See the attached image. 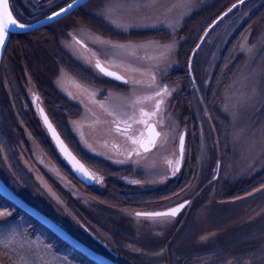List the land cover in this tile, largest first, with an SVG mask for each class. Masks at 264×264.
Returning <instances> with one entry per match:
<instances>
[{
  "label": "rangeland",
  "instance_id": "rangeland-1",
  "mask_svg": "<svg viewBox=\"0 0 264 264\" xmlns=\"http://www.w3.org/2000/svg\"><path fill=\"white\" fill-rule=\"evenodd\" d=\"M20 2L26 7L21 11L22 18L35 24L70 0H57L50 4L46 0ZM107 2L108 0H94L88 5V13L94 19L89 21L91 28L78 22H73L68 29L60 27L59 31V27L57 28L62 50L89 73L71 75L69 71L63 70L66 74L63 87L57 83L61 79V73L56 79V89L66 99L67 108L60 111V124L77 152L89 163L91 170L103 177L100 173L101 165H107L109 170H114L120 181L131 187H142L143 192L145 189L158 194L160 185L177 175L172 176L168 171V179L160 182V177L167 171L165 158H171L178 139L174 142L169 138L167 145L147 154L149 165L155 162V168L131 162L114 163V160L123 157L115 154L112 144L120 145L121 149L125 145L119 142L124 140L122 137L114 131H108L113 128L112 117L87 99L85 104L91 111H86L85 104L80 103L79 97L71 99L65 90L75 92L71 81H77L97 89V101L119 104L117 100L109 101L107 93L128 96L132 87L106 80L85 62V58L91 60L92 52L100 55L101 59L105 58L104 50L93 38L99 36L122 43L153 40L167 42L170 38L171 29L163 24L154 28H132L127 32L115 29L101 14ZM224 2L225 5L229 3V6L235 3L234 0H194L195 6L183 16L176 29L175 34L179 39L175 53L176 63L166 72L157 73L158 83L178 88L167 99L163 127L167 128V116L171 114L178 125V131L187 133L181 170L188 161L191 163L193 160L194 176L190 175L186 190L178 192L174 197L147 203L146 209L132 211L100 202L87 193L88 188L80 182L81 186L76 185L69 175L47 160L41 147L29 136L25 138L16 118L10 116L1 98L0 178L30 201L37 211L59 226L70 228L77 238L119 264H228L233 258V264H242L249 257L253 264H264V141L261 138L264 130V11L258 14L264 7V0H253L220 22L209 32V37L201 44L194 57L192 52L187 54L188 50L187 55L184 53L188 45V31L185 32L187 22L196 15H204L210 21L215 20L214 15ZM160 3L165 8H171L177 0H160ZM180 11L172 9L168 14L175 19ZM89 33L91 35H87ZM73 35L81 39L91 51L75 45ZM244 37H247L250 46H255L251 58L239 50ZM189 58L192 59L193 75L200 88L199 92L193 89L188 75ZM253 70L259 76L261 95L252 104L241 103L234 117L231 111L224 110L226 86ZM206 80L210 81L207 86ZM138 91L147 93L151 89L139 88ZM26 92L30 94L29 88ZM202 96L206 99L205 104L199 102ZM29 103L40 122L37 106L31 95ZM206 106L207 115L204 112ZM146 107L150 109L151 104ZM92 112L96 115L93 116ZM97 118L101 123L95 129L86 126L84 132L96 152L101 153L99 155L88 151L70 123L84 120L88 124ZM39 124L42 127L41 122ZM158 129L160 130L159 126ZM237 136L238 141L234 140ZM105 141L108 142L107 148L102 146ZM253 142L254 150L251 148ZM218 162L220 175L217 179ZM103 180L105 182L104 177ZM131 180L141 183L131 184ZM224 187L234 189L233 195L237 196L223 200L232 193ZM156 197L159 198L158 195ZM185 201H190V206L179 218L172 219L167 224H157L144 218L137 220L129 215L136 211H166ZM12 215L0 221V227L15 226L23 232L19 225L9 222ZM29 240L34 246L39 245L38 252L43 251L44 243L41 240ZM161 250L163 254L156 255Z\"/></svg>",
  "mask_w": 264,
  "mask_h": 264
},
{
  "label": "snow or ice",
  "instance_id": "snow-or-ice-1",
  "mask_svg": "<svg viewBox=\"0 0 264 264\" xmlns=\"http://www.w3.org/2000/svg\"><path fill=\"white\" fill-rule=\"evenodd\" d=\"M51 3V0H49ZM85 0H70L66 5L60 6L58 10H54L51 15L45 18L46 21L55 20L63 15L69 14L71 11L76 10L83 6ZM244 4V0H237L233 3L227 11L223 12L217 17L209 29L204 32L200 37V43L195 45L192 51L194 57L200 49L201 44L209 37V31L219 25L225 17L237 8L238 5ZM195 6L194 0H177L171 8H165L160 3V0H108L101 10L103 17L117 30L127 32L132 28H147L156 27L158 24H163L171 29L170 38L167 42L161 41H146L135 43L132 41L119 42L110 39H103L99 36L94 37V42L97 43L101 49L104 50V59L96 52H92L91 60L85 58L95 71L103 77H109L115 81H120L125 85H131L132 91L128 96H114L112 92L107 93L109 101L117 100L119 104H112L106 102H99L96 100L99 91L81 84L77 81H71L76 91H67L71 99L79 97L80 103L85 104V99L92 105H95L108 116L112 117L111 124L113 128L108 131H114L118 136L122 137L125 141V146L121 149L120 145L113 143L112 148L115 150L117 156L123 157L122 159L114 160V163L124 164L131 162L134 165H141L155 168V162L149 165L148 153L153 149L167 145L169 138L175 142L178 139V145L172 150L171 158L166 157L167 171L160 177V182L163 183L168 179V171L172 176L180 172L181 165L184 160L185 153V136L186 132L178 131V125L172 119L171 114H168L169 121L165 129L163 115L166 111L167 99L172 94L178 91L177 87H170L167 84H160L157 80L158 72H166L173 64L176 63L175 53L178 48L179 39L176 36V29L179 26L180 20L187 12ZM172 9H180V14L177 18L173 19L169 16ZM38 23L44 24L45 21ZM35 25L30 23L21 22L13 11L10 9L9 0H0V53H2L7 44L10 42L11 36L16 31L26 32L34 28ZM83 32V30H81ZM71 35V34H70ZM87 35H91L90 33ZM73 43L78 45L85 51H91L87 45L75 35L72 37ZM255 46L248 44L247 37L239 44L240 52L248 57H252ZM188 75L191 77V84L196 92L200 91L197 87L196 77L193 75L192 59L189 58L187 62ZM66 74L61 70V79L58 80V85L63 87L65 83ZM210 81H205V86ZM222 83V81H221ZM139 88L151 89L150 92L141 93ZM215 95V93H214ZM261 95L260 80L255 70L250 71L246 76L237 78L230 85L226 86L224 96V110L231 111L235 117L237 110L241 103L252 104ZM39 98L34 96V102ZM201 104L206 103L205 97H201ZM151 104V108L146 105ZM86 111H91L85 104ZM42 117L43 123L51 135L52 140L55 142L57 149L63 158L71 165V168L85 180L103 184V177L98 175L95 171L91 170L81 159L69 150L64 140L61 139L60 134L57 132L53 123L49 120L44 109H38ZM207 115L208 107L204 108ZM93 116L96 115L92 112ZM211 119V117H209ZM73 129L78 132L80 142L88 149V151L97 153L96 149L89 143L84 128L87 126L90 129H95L101 123L99 118L93 120L91 123L86 124L84 120L71 121ZM142 126V127H141ZM158 126L160 130H158ZM203 138V133H201ZM262 141H264V130L261 132ZM239 137L234 140L238 141ZM104 148L108 147V142L105 141L102 145ZM255 149V142L251 145ZM251 166V165H250ZM216 171L219 172V162L217 163ZM215 179V177H213ZM155 182V181H154ZM131 184H140L141 181L131 180ZM264 187V185H262ZM183 190V189H182ZM6 198H10L18 206L23 208V202L19 200L12 193L4 189ZM251 194V193H249ZM166 198V197H165ZM189 201L180 203L175 207H170L166 211H136L129 213L137 220L144 218L151 220L157 224H167L172 221L185 207ZM11 210L0 209V221L10 216ZM43 219V218H42ZM47 223V221H44ZM55 227V226H53ZM56 231L60 233L66 240H71L74 248L84 252L89 258L105 264L102 256L83 248L82 245L76 240H72L62 229L56 227ZM39 245L30 242L27 233L19 231L15 226L7 228L0 227V264H71L70 259L55 253L54 249L44 244L43 251L38 252ZM134 251L136 249H133ZM163 250L157 252L156 255H162ZM233 259L228 261V264H233ZM242 264H253L252 259L246 258Z\"/></svg>",
  "mask_w": 264,
  "mask_h": 264
},
{
  "label": "trees",
  "instance_id": "trees-1",
  "mask_svg": "<svg viewBox=\"0 0 264 264\" xmlns=\"http://www.w3.org/2000/svg\"><path fill=\"white\" fill-rule=\"evenodd\" d=\"M11 1L17 18L22 22H27L22 18L21 14V11L26 9V7L21 4L20 0ZM234 1L235 3L237 2V0ZM224 5L225 2L218 7L219 11L214 15L215 19L232 6ZM89 21H94V19L88 13V6H86L69 18L51 27L27 35H13L7 44L0 71V98L6 104L10 116L13 119L16 118L25 138L29 136L35 144L41 147L47 160L49 159L53 165L69 175L78 186L81 185H79V182L61 160L44 128L39 124L38 117L29 105V95H35L42 99L50 118L63 138L76 155L89 166V163L77 152L73 143L70 142L62 129L60 124V118L62 117L60 111L67 109L65 104L66 99L60 96L55 85L61 70L69 71L71 75H75L76 73L81 74V72L83 74H89L79 63L75 62L62 50L59 44V32H57L58 30L60 31V27L68 29L73 22L90 27L92 25L89 24ZM213 21H210L204 15H196L187 22L186 27L189 29L185 30V32L188 31V45L184 50L185 54L186 50H188V55L193 51L195 45L200 42V37L209 29V25ZM58 27L59 29L57 30ZM27 87L29 88L30 94L26 92ZM119 142L125 145L124 140ZM189 162L186 163V169L184 168L179 175L160 185L157 191L158 194H154L152 190L145 189H143V192L141 191L142 187H131L126 182L120 181L117 178L118 175L113 172L114 170H109L107 165V167L101 165L100 173L103 175L105 182L100 187L87 189V193L94 196L100 202H107V204L119 206L121 209H127L129 211L146 209L147 203L159 201L165 197H174L178 192H183L188 188V184L190 183L189 177L191 174L194 176V162L193 160H191V163ZM224 189L232 193L223 200L227 201L237 196L233 195L234 189H226L225 187ZM21 197L33 206L25 197ZM0 209L11 210L13 215L9 222L19 225L23 232L27 233L29 238L41 240L44 244L50 245L55 253L69 258L72 264H96L60 240L39 222L18 211L13 204L5 200L1 195ZM62 227L77 238L70 228L65 225H62ZM77 239L80 240L79 238Z\"/></svg>",
  "mask_w": 264,
  "mask_h": 264
},
{
  "label": "water",
  "instance_id": "water-1",
  "mask_svg": "<svg viewBox=\"0 0 264 264\" xmlns=\"http://www.w3.org/2000/svg\"><path fill=\"white\" fill-rule=\"evenodd\" d=\"M91 0H85V2H84V4H83V6L82 7H84L88 2H90ZM251 0H244V4H242V5H238V7L237 8H235V9H233V11L232 12H234L236 9H238V8H240V7H242L243 5H245L246 3H248V2H250ZM9 5H10V3H9ZM82 7H80V8H78V9H76V10H73V11H71L69 14H67V15H63V16H61V17H59V18H57V19H55V20H52V21H46L45 19L44 20H42V21H45V23L44 24H40V23H35V24H33V25H35V27L34 28H32V29H29L28 31H26V32H21V31H16L15 32V34H13V35H26V34H30V33H33V32H36V31H39V30H42V29H44V28H47V27H49V26H51V25H54V24H56L57 22H59V21H61V20H63V19H65V18H67V17H69L70 15H72L73 13H75V12H77L79 9H81ZM231 12V13H232ZM231 13H229V15L231 14ZM226 18V17H225ZM224 18V19H225ZM210 32V31H209ZM3 53H4V51L2 52V53H0V65H1V60H2V56H3ZM105 78H107L108 80H111V81H113V82H116V83H119V84H123L122 82H120V81H115V80H113V79H111V78H109V77H105ZM123 85H125V84H123ZM35 103H38V100H36L35 101ZM43 108L44 109V107L41 105V104H39L38 105V109L39 108ZM44 112H45V114H47V116H48V118H49V120L51 121V119H50V117H49V115H48V113L46 112V110L44 109ZM39 115H40V113H39ZM40 118H41V120H42V117H41V115H40ZM52 122V121H51ZM42 123H43V120H42ZM53 123V122H52ZM43 125H44V123H43ZM53 126L55 127V125L53 124ZM44 127H45V125H44ZM56 128V127H55ZM45 129H46V127H45ZM47 130V129H46ZM56 130H57V128H56ZM48 132V131H47ZM57 132L59 133V131L57 130ZM49 134V133H48ZM60 134V133H59ZM49 137H50V139L52 140V138H51V135L49 134ZM60 137H61V139H63L62 138V136H61V134H60ZM64 140V139H63ZM186 141H187V133H186V136H185V146H186ZM52 142L54 143V145H55V147H56V144H55V142L52 140ZM64 142H65V140H64ZM65 144L67 145V143L65 142ZM68 146V145H67ZM68 148H69V150H71L70 149V147L68 146ZM56 149H57V147H56ZM155 149H153L152 151H154ZM57 151L59 152V150L57 149ZM72 151V150H71ZM73 152V151H72ZM59 154L61 155V153L59 152ZM73 154L75 155V153L73 152ZM61 157L63 158V156L61 155ZM78 158V157H77ZM79 159V158H78ZM63 160L65 161V163L67 164V166L69 167V169L71 170V172H72V174L78 179V181H80L83 185H85L87 188H92V187H95V186H99V184H97V183H94V182H91V181H88V180H85L84 178H82L80 175H78L72 168H71V165H69L68 164V162L63 158ZM87 166V165H86ZM219 175H220V169H219V172H218V177H217V179L219 178ZM4 189H7L8 190V192H10V193H12L14 196H16L19 200H21L22 202H23V208H21L20 206H18L14 201H12L10 198H6V196H5V194H4ZM0 194L7 200V201H9L10 203H12V204H14V206L17 208V209H19L22 213H25V214H27L28 216H30L32 219H34V220H36V221H38L40 224H42L43 226H45L47 229H49L52 233H54L60 240H62L63 242H65L66 244H68L69 246H71V247H73V245H72V243H71V240H66L63 236H61L60 235V233L59 232H57L56 231V227H58V228H60V229H62L65 233H67V235L69 236V237H71V239L72 240H76L77 242H79L81 245H82V247L83 248H86V249H88L89 251H91V252H93V253H95L96 255H99V256H102V255H100V254H98V253H96L95 251H93L92 249H90V248H88L86 245H84L83 243H81L80 241H78L77 239H75L73 236H71L68 232H66L62 227H60L59 225H57L56 223H54L52 220H50L49 218H47V217H45L44 215H42L41 213H39L38 211H36L34 208H32L30 205H28L25 201H23L19 196H17L15 193H13L7 186H6V184L5 183H3L1 180H0ZM189 205H190V201H189V203H187L186 205H185V207L181 210V212L174 218V219H177L188 207H189ZM43 218V219H42ZM44 221H47V223H45ZM53 226H55V227H53ZM74 248V247H73ZM74 249H76V248H74ZM78 252H80L81 254H83L85 257H87L89 260H92V261H94L93 259H91V258H89L84 252H82L81 250H79V249H76ZM103 257V256H102ZM104 258V261H105V264H117V263H114V262H112V261H110V260H108V259H106L105 257H103ZM96 264H99V262H97V261H94Z\"/></svg>",
  "mask_w": 264,
  "mask_h": 264
},
{
  "label": "flooded vegetation",
  "instance_id": "flooded-vegetation-1",
  "mask_svg": "<svg viewBox=\"0 0 264 264\" xmlns=\"http://www.w3.org/2000/svg\"><path fill=\"white\" fill-rule=\"evenodd\" d=\"M55 1H57V0H51V3L55 2ZM47 2H49V0H46V3ZM49 4H50V2H49ZM55 10H57V9H55Z\"/></svg>",
  "mask_w": 264,
  "mask_h": 264
}]
</instances>
